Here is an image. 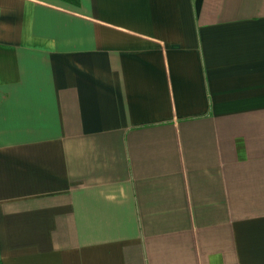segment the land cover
<instances>
[{
	"label": "crops",
	"instance_id": "0c3cea01",
	"mask_svg": "<svg viewBox=\"0 0 264 264\" xmlns=\"http://www.w3.org/2000/svg\"><path fill=\"white\" fill-rule=\"evenodd\" d=\"M0 264H264V0H0Z\"/></svg>",
	"mask_w": 264,
	"mask_h": 264
},
{
	"label": "trees",
	"instance_id": "16d2710c",
	"mask_svg": "<svg viewBox=\"0 0 264 264\" xmlns=\"http://www.w3.org/2000/svg\"><path fill=\"white\" fill-rule=\"evenodd\" d=\"M62 1H65V2H68V3H72V4H77L78 3V0H62Z\"/></svg>",
	"mask_w": 264,
	"mask_h": 264
}]
</instances>
